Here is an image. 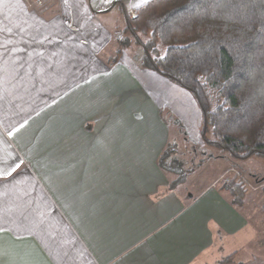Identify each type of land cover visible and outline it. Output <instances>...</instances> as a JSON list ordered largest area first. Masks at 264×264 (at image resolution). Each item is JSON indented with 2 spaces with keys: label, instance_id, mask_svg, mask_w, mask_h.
Segmentation results:
<instances>
[{
  "label": "crops",
  "instance_id": "crops-1",
  "mask_svg": "<svg viewBox=\"0 0 264 264\" xmlns=\"http://www.w3.org/2000/svg\"><path fill=\"white\" fill-rule=\"evenodd\" d=\"M35 1L0 0V264L264 261V205L234 202L237 174L193 195L160 168L173 123L200 138L193 97L110 65L96 0Z\"/></svg>",
  "mask_w": 264,
  "mask_h": 264
},
{
  "label": "trees",
  "instance_id": "trees-1",
  "mask_svg": "<svg viewBox=\"0 0 264 264\" xmlns=\"http://www.w3.org/2000/svg\"><path fill=\"white\" fill-rule=\"evenodd\" d=\"M120 9L128 37L118 52L138 47L142 68L193 97L205 144L234 160L264 159V0H152L134 19ZM170 149L159 165L173 189L185 172Z\"/></svg>",
  "mask_w": 264,
  "mask_h": 264
},
{
  "label": "rangeland",
  "instance_id": "rangeland-1",
  "mask_svg": "<svg viewBox=\"0 0 264 264\" xmlns=\"http://www.w3.org/2000/svg\"><path fill=\"white\" fill-rule=\"evenodd\" d=\"M55 1L56 0H50L47 4L46 0H36L35 4L38 8L41 7L44 9L45 6H47V8L49 7V10H51L52 8H57ZM150 1L152 0H100V4L98 0L94 1L97 10L106 8V10L101 11V13H106L103 20H105L107 27L111 30L112 40L102 54L104 59H109L110 65H114L119 62L121 58L128 56L141 67L139 61L141 51L138 47L131 46V48L123 49L121 53L118 52L120 50V42L128 37L125 33L126 24L120 6L124 5L131 19H134L136 17V12ZM117 56H119V58L118 61L115 62ZM166 117H170L173 120L172 122L176 121L168 111H165L164 118ZM172 131L170 142V154L172 153V156H170V159L177 160L181 165V170L185 172V176L178 186L179 188L182 187L184 193L191 192L193 195L198 194L222 172L223 173L220 174L218 186L223 183L225 187L231 190L232 186H234L233 175L237 174V179L234 183L236 184V192L232 193L234 202L238 204L243 200L244 204L247 205L255 203L264 205V159L253 158L248 161L234 160L216 148L205 144L201 135L197 140L192 139L180 124L173 123ZM195 142H197V144ZM216 159H222L224 161L219 163L215 161ZM228 160H230V164L227 163ZM220 169H222V172ZM178 172L181 171L178 170ZM169 177L170 182L175 178V176ZM257 263L264 264V261Z\"/></svg>",
  "mask_w": 264,
  "mask_h": 264
}]
</instances>
